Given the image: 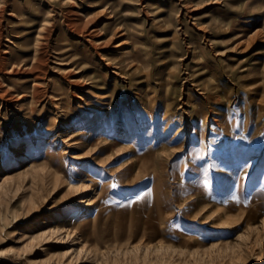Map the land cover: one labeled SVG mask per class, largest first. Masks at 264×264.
Segmentation results:
<instances>
[{"label": "rangeland", "instance_id": "1", "mask_svg": "<svg viewBox=\"0 0 264 264\" xmlns=\"http://www.w3.org/2000/svg\"><path fill=\"white\" fill-rule=\"evenodd\" d=\"M55 1L0 0V264H264V0Z\"/></svg>", "mask_w": 264, "mask_h": 264}, {"label": "bare ground", "instance_id": "2", "mask_svg": "<svg viewBox=\"0 0 264 264\" xmlns=\"http://www.w3.org/2000/svg\"><path fill=\"white\" fill-rule=\"evenodd\" d=\"M57 4L56 5H58L59 7H55V6H53L52 4H51V6H52V9H50V10H47L45 13H43V11H40L39 9H38V12H39V14L40 15H43L45 18L42 20V22H41V26H40V28H38L35 32H36V35H35V39L37 40V38H38V36H40L41 35V31L42 30H45V29H48L47 27L48 26H50V25H53L54 24V20H55V14H58L59 12V10L61 11V12H63V10H61L66 4H68L67 2V0H57V1H55ZM55 4V3H54ZM56 8V9H55ZM59 8H61V9H59ZM153 8V7H152ZM59 9V10H58ZM14 12L16 11V10H13ZM10 14H13L12 12L10 13ZM80 14V13H79ZM20 15H25L24 13H22V14H20ZM36 15V14H35ZM59 15V14H58ZM85 26L83 25L81 28H79L78 30L79 31H82V29L84 28ZM81 29V30H80ZM48 30H51V29H48ZM28 33V32H27ZM75 41V40H74ZM12 42V41H11ZM69 42V41H68ZM73 43L74 42H69V43H66L65 45H64V51H60L59 53H58V56H57V59L58 60H61V61H59V64H65L66 65V63L67 62H65L64 60H65V58H66V60H68V58H69V56H66L65 57V55H67L66 53H70V51H72V48H73ZM75 43H77V42H75ZM12 45H14V42H12ZM66 51V52H65ZM65 52V53H64ZM63 53V54H62ZM39 59V61H41L42 62V58H41V56L40 57H38ZM59 58H64V59H59ZM118 66V65H117ZM67 68H69V67H66V68H62L63 70H65V69H67ZM116 68V70H114V73L116 74V75H122V71H121V68L120 67H115ZM118 68V69H117ZM123 68V67H122ZM61 69V70H62ZM62 70V71H63ZM198 70V69H197ZM67 71V70H66ZM68 71H70V69H68ZM148 77H150V76H148ZM116 78H117V76H116ZM118 79V78H117ZM133 80V79H132ZM131 80V81H132ZM115 81H116V79H115ZM107 83V82H106ZM105 83V84H106ZM104 84V85H105ZM38 85V84H37ZM102 84H97V85H95L94 87L96 88V89H99V90H103V87L101 86ZM107 85V84H106ZM110 85V84H109ZM116 85V84H115ZM114 85V86H115ZM28 87H30V89L32 90V92H31V94H33L34 96H31V98L33 97H35V94H36V92H38V90H37V88H36V82H33V84L32 85H30V86H28ZM28 89H26V90H24V93L23 94H25V93H27L28 94V92L29 91H27ZM139 93V92H138ZM165 93V92H164ZM22 94V93H21ZM20 94V95H21ZM26 94V95H27ZM111 95L112 94H109L108 92H101V91H97L96 90V92H95V96L94 97H96L97 99V101H98V104H94V106H95V110L97 111V112H99V114H103V115H106L107 114V112H108V109H109V106H110V99H111ZM114 96V95H113ZM146 96V95H145ZM20 97H22V96H20ZM52 97V96H51ZM53 97L54 98H56V101L54 102L56 105H61V100H62V98H63V93H53ZM114 98V97H113ZM64 99V98H63ZM95 99V98H94ZM140 99V98H139ZM165 99V98H164ZM95 101V100H94ZM159 101V100H158ZM173 102V101H172ZM19 104V103H18ZM46 104V103H45ZM142 105V104H141ZM162 105V104H161ZM22 106H23V104H22ZM171 106V105H170ZM137 107H139V106H137ZM16 108V107H15ZM163 108V107H162ZM142 109V108H141ZM161 110V109H160ZM165 110V109H164ZM23 111V110H22ZM82 111H84V110H82ZM185 111V110H184ZM127 112V111H126ZM187 112V111H186ZM189 112V111H188ZM169 111L167 110L166 112H165V117H164V119H167V118H169ZM136 114V113H135ZM82 115H85V118L83 117V120H86V119H88V118H90V116H92L91 114H89V115H86L84 112H83V114ZM161 115V114H160ZM163 115V114H162ZM173 115V114H172ZM23 116H25V118L27 119V120H30V121H32V125H34V124H38V122L42 119V117H41V115H38V118L37 119H34L31 115H30V113H28V112H24V114H23ZM93 117V116H92ZM131 117V116H130ZM136 117V116H135ZM139 117V116H138ZM189 117V116H188ZM146 118V117H145ZM155 118V117H154ZM137 119V118H136ZM83 120H82V122H83ZM188 121V120H187ZM192 122V121H191ZM144 123V122H143ZM168 123V122H167ZM221 123V122H220ZM99 125V124H98ZM194 125V124H193ZM152 126V125H151ZM177 126V125H176ZM171 127V126H170ZM156 128H157V123H154L153 124V126H152V131H155L156 130ZM178 129V128H177ZM135 130V129H134ZM165 130V129H164ZM183 130V129H182ZM180 131V130H179ZM99 132V131H98ZM206 133V132H205ZM100 134V133H99ZM212 134V133H211ZM164 138V137H163ZM76 140V139H75ZM176 141V140H175ZM74 143H76V144H78L79 143V141L78 140H76V142H74ZM3 159L5 160V161H7V162H5L6 164L7 163H9L11 160H9L10 158H8L7 157V155H5L4 157H3ZM3 159L1 160L2 162H3ZM50 163H53L52 161H49ZM69 177L71 178L70 180H69V187L70 188H73V189H79V190H86L87 189V186H85V183H79L76 179H75V177H74V175H73V173H69ZM5 178H7V177H5ZM90 203V201H89V198H87V197H85V198H82V199H79V200H77L76 201V204H79L78 205V208H80V209H78V210H76L74 213H73V216H72V219H71V221L68 223V225H69V228H68V232L69 231H71V232H75L77 229H79L80 227H81V225L82 224H84V225H86V226H90L91 225V222L93 221V218H91V215L89 214V213H85L81 208H83V207H85V205H87V204H89ZM73 204H75V203H73ZM84 214V215H83ZM82 215H83V217H82ZM35 239H36V236H33V237H31V240L30 241H35ZM78 251H80V248L79 247H71L70 249H68L67 250V252H66V256H75L77 253H78Z\"/></svg>", "mask_w": 264, "mask_h": 264}]
</instances>
